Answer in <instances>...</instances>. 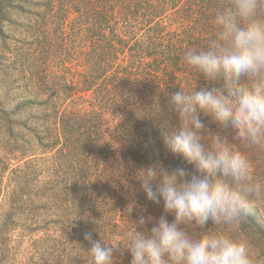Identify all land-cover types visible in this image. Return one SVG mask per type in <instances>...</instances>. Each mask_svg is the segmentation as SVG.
I'll return each instance as SVG.
<instances>
[{"label":"trees","instance_id":"trees-1","mask_svg":"<svg viewBox=\"0 0 264 264\" xmlns=\"http://www.w3.org/2000/svg\"><path fill=\"white\" fill-rule=\"evenodd\" d=\"M225 2L0 0V40L10 39L4 31L19 19L32 34L28 51L0 57L9 80L0 100V264H90L85 234L111 242L141 216L164 214L135 174L157 160L169 171L195 172L166 150L161 133L178 125L169 94L207 86L183 53L206 45ZM53 57H65L68 67L49 69ZM15 72L29 77L17 84ZM201 119L246 154L254 178L264 181V150ZM208 227L247 242L264 264V200L235 227ZM115 255L130 264L129 253Z\"/></svg>","mask_w":264,"mask_h":264},{"label":"clouds","instance_id":"clouds-1","mask_svg":"<svg viewBox=\"0 0 264 264\" xmlns=\"http://www.w3.org/2000/svg\"><path fill=\"white\" fill-rule=\"evenodd\" d=\"M212 25L204 47L183 53L184 64L207 86L169 94L178 125L161 133L166 150L195 172L169 171L158 160L138 169L135 179L147 200L162 202L164 214L147 221L141 216L111 242L85 234L90 264H119L115 254L124 252L130 264H260L247 242L208 227L232 228L254 215L264 200V181L254 178L247 155L207 128L201 116L264 150V0H226ZM134 206L128 205L129 216Z\"/></svg>","mask_w":264,"mask_h":264},{"label":"rangeland","instance_id":"rangeland-1","mask_svg":"<svg viewBox=\"0 0 264 264\" xmlns=\"http://www.w3.org/2000/svg\"><path fill=\"white\" fill-rule=\"evenodd\" d=\"M26 21L25 20H21L19 19L17 21V23L15 24V26H11L10 28H6L4 33H6L8 35V37H10L9 40H4L1 41L0 40V57L6 52V50L9 49H15L18 53L23 54L26 51H28L27 49L30 47H27V45L25 43H27L26 41L32 39V34H30V32H27V30L24 28V26L22 24H24ZM60 52H57L56 55H59ZM49 57V56H47ZM66 59L65 57H61V59H54V57L52 58V62L49 66V69L56 70L57 66H62L64 68L68 67V60H64ZM5 61L2 60V58H0V100L3 99L4 95L7 92V88H8V78H6V76H4V73L2 72L3 67H4ZM79 71H82V68L78 69ZM67 76H68V70H67ZM29 76L26 74L25 76H23L22 74H17V72H15V75L13 76V78H16L17 84H21L22 82H24ZM34 110H30L28 112H26L25 114H22L21 117L24 118L27 115H31L33 113ZM37 114V113H36ZM2 139V134L0 131V141ZM1 151L0 150V158H1ZM17 160H13V163H16ZM28 240H22L20 243H17L19 248L21 249L22 253H24V249L26 248V246L28 245ZM22 262H23V258H22Z\"/></svg>","mask_w":264,"mask_h":264}]
</instances>
